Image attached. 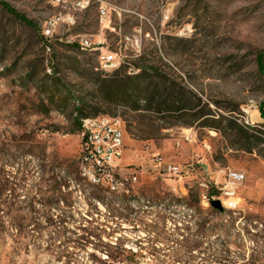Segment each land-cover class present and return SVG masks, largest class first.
<instances>
[{
  "label": "rangeland",
  "instance_id": "obj_1",
  "mask_svg": "<svg viewBox=\"0 0 264 264\" xmlns=\"http://www.w3.org/2000/svg\"><path fill=\"white\" fill-rule=\"evenodd\" d=\"M75 1L0 0V264H264V155L200 126L189 108L179 118L156 104L134 110L94 85L108 73L101 54L126 67L143 56L202 98L208 117L264 125V0ZM59 15L74 22L60 21L48 52L43 27ZM80 108L126 120L117 191L82 172ZM157 153L183 175L165 174ZM226 169L246 173L233 195Z\"/></svg>",
  "mask_w": 264,
  "mask_h": 264
},
{
  "label": "trees",
  "instance_id": "obj_2",
  "mask_svg": "<svg viewBox=\"0 0 264 264\" xmlns=\"http://www.w3.org/2000/svg\"><path fill=\"white\" fill-rule=\"evenodd\" d=\"M8 8L17 16H20L13 8L9 6ZM28 22L30 23V21ZM144 58L139 56L135 67H126L125 64H121L113 73L98 75L94 85L110 102L126 103L131 105L134 110L143 109V102L147 108L156 104L159 111L169 114L167 115L168 118L173 116L179 118L183 115V111L189 108L193 112L194 120L199 121L200 126L214 128L220 132L224 130L223 132L226 135L230 134L238 137L242 150L247 152L257 151L259 154L264 155L263 124L251 127L250 125L240 124L236 120H230L222 114L217 118L208 117L214 115L201 110L202 98L194 93L192 95V91H188L180 84L174 83L167 76L160 75L155 67L145 65ZM258 60L261 71L264 72V51L258 55ZM141 62L143 64H140ZM125 68H129V70ZM188 94L192 95L191 98ZM83 104L85 105L84 101ZM260 112L262 118H264V101L260 105ZM80 115V118L76 119L79 132L82 129V119L88 116L83 112V108H80ZM224 120L227 121V124L222 127ZM128 129L130 133L135 135L131 125H128ZM207 197L211 203L213 194L208 193ZM129 263L139 264L136 259L130 260Z\"/></svg>",
  "mask_w": 264,
  "mask_h": 264
},
{
  "label": "built area",
  "instance_id": "obj_3",
  "mask_svg": "<svg viewBox=\"0 0 264 264\" xmlns=\"http://www.w3.org/2000/svg\"><path fill=\"white\" fill-rule=\"evenodd\" d=\"M91 0H76L77 7L86 8L89 6ZM107 9L102 10V16L107 17ZM61 20H70L74 22L70 15L63 17L61 15L52 17L45 22L43 27L44 37L47 43V51H51V38L54 36L55 29ZM68 42L77 41L81 48H87L92 45V42L85 38L74 39L69 37ZM108 64H115V70L120 66L121 62L117 59L114 52L108 51L101 54L100 66H108ZM51 69V68H50ZM113 71H108L112 73ZM126 120L121 114H107L101 113L95 116H87L82 119V129L80 136L83 142L81 153L82 172L92 174L93 179L106 180L109 185H117L118 189L124 186L123 181L116 180L112 175V169L123 158L126 149ZM154 164L164 171L165 174L173 176H182L185 172L181 164L167 160L162 154L157 153L153 157ZM193 165V164H192ZM225 180L226 184L222 187L225 194L233 195L235 187L232 185L241 184L246 179V173L242 170L226 169ZM217 182V181H216ZM206 185V184H204ZM204 201H208L207 194H203ZM209 202V201H208ZM229 208L235 209L238 204L235 201H227Z\"/></svg>",
  "mask_w": 264,
  "mask_h": 264
},
{
  "label": "bare ground",
  "instance_id": "obj_4",
  "mask_svg": "<svg viewBox=\"0 0 264 264\" xmlns=\"http://www.w3.org/2000/svg\"><path fill=\"white\" fill-rule=\"evenodd\" d=\"M102 68H105L107 70H115V64H108V66H102ZM49 72H51V69L48 70ZM83 174L85 176H88V178L90 180H92L93 182H102L104 183L101 179H93V175L92 174H87L85 172H83ZM111 190H114V191H117L118 190V187L117 185H109Z\"/></svg>",
  "mask_w": 264,
  "mask_h": 264
},
{
  "label": "water",
  "instance_id": "obj_5",
  "mask_svg": "<svg viewBox=\"0 0 264 264\" xmlns=\"http://www.w3.org/2000/svg\"><path fill=\"white\" fill-rule=\"evenodd\" d=\"M211 204H212L215 208L222 209V202H221V200H219V199H217V200H212Z\"/></svg>",
  "mask_w": 264,
  "mask_h": 264
},
{
  "label": "crops",
  "instance_id": "obj_6",
  "mask_svg": "<svg viewBox=\"0 0 264 264\" xmlns=\"http://www.w3.org/2000/svg\"><path fill=\"white\" fill-rule=\"evenodd\" d=\"M125 142H126V136H125ZM126 145H127V143H126ZM124 156V155H123Z\"/></svg>",
  "mask_w": 264,
  "mask_h": 264
}]
</instances>
